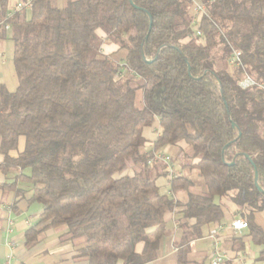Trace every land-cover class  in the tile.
Masks as SVG:
<instances>
[{
    "label": "trees",
    "instance_id": "1",
    "mask_svg": "<svg viewBox=\"0 0 264 264\" xmlns=\"http://www.w3.org/2000/svg\"><path fill=\"white\" fill-rule=\"evenodd\" d=\"M21 1L0 0V41L9 34L18 78L14 92L0 82V173L16 174L4 189L19 197L26 191L18 185L29 184L28 202L44 208L26 246L65 226L80 260L149 264L169 234L166 215L181 206L177 264H206L190 257L189 244L221 224L215 199L227 197L264 263L255 222L264 213V0L207 3L195 26L193 0H34L32 11L14 12ZM104 43L127 51L125 63L104 54ZM232 49L262 87L239 86L245 72L229 66ZM156 119L161 132L147 150L144 130ZM22 137L25 149L12 157ZM181 144L198 159L184 169L206 187L195 194L189 176L171 180L172 194L187 193L182 205L156 183L165 164L148 166ZM128 165L140 170L116 179Z\"/></svg>",
    "mask_w": 264,
    "mask_h": 264
},
{
    "label": "crops",
    "instance_id": "2",
    "mask_svg": "<svg viewBox=\"0 0 264 264\" xmlns=\"http://www.w3.org/2000/svg\"><path fill=\"white\" fill-rule=\"evenodd\" d=\"M99 35L101 38H105L103 31H99ZM104 52L106 55L111 56L115 62L125 63L127 51L120 50L117 45L105 44ZM160 132L159 119H156L152 127L144 130L147 150L153 148V144ZM25 145L26 139L24 137L20 138L18 149L11 152V156L17 157L24 151ZM182 146L184 145L171 147L173 154L175 155V151L181 150ZM189 151L191 150L189 149ZM2 161L3 156L0 155V163ZM191 161L188 159L185 165L194 164L198 159L195 158ZM194 171L190 173L196 175ZM26 173L29 174V171H26ZM15 176L14 172L10 174L0 173V264H5L10 255H13L12 264H89L88 261L77 258L79 243L66 239L68 229L65 226L50 229L41 234L40 242L33 248L26 246V233L39 223L44 208L38 202H28V199L32 197V186L29 184L20 183L18 185L19 189L26 191L25 195L19 197L15 190L3 188L6 186L4 184L12 183ZM158 187L162 193L171 194L181 205L187 202L188 196L186 192L172 194L170 185V188L166 190H163L161 185H158ZM197 187L200 188L199 191L204 192L203 185H193L191 192L198 194ZM215 201L221 206L224 213V219L221 224L225 225V229L221 232L220 248L225 260L222 264H264L259 260L263 247L254 244L249 234V229L236 233L229 227L230 223L239 217L237 205L227 197H217ZM182 211L183 207L180 206L166 215L165 220L169 234L161 241L157 259L149 264H177L176 246L181 243L182 231L180 230V224L183 220ZM11 221L12 225H10ZM255 222L264 231V214L255 213ZM194 223V220H192L189 224L193 225ZM10 228L12 229L11 232H9ZM210 230L204 231L202 239L194 240L189 244L190 257L197 262L205 261L206 264H210L209 258L212 252V243L208 238ZM204 242L208 244L207 247Z\"/></svg>",
    "mask_w": 264,
    "mask_h": 264
},
{
    "label": "rangeland",
    "instance_id": "3",
    "mask_svg": "<svg viewBox=\"0 0 264 264\" xmlns=\"http://www.w3.org/2000/svg\"><path fill=\"white\" fill-rule=\"evenodd\" d=\"M20 0H16V2H18ZM58 2L59 5H64L66 0H56ZM197 2H201L200 0H196ZM194 4V3H193ZM193 19L197 18V14H195V10H194V5L192 7L191 10ZM199 18V17H198ZM105 39V38H104ZM108 44V43H104L102 46V52L105 54L104 52V45ZM214 55L216 57H220L222 55V48H217L214 50ZM13 54H14V46H13V42L8 34L7 38L5 40L0 41V82L2 84H4L9 91L14 92L17 87H18V78H17V74L15 71V67L13 64ZM231 67V66H230ZM184 146H182L181 150L175 151V155L173 154V149L171 148V146H166L163 149L160 150L159 153L164 154V155H169L172 158V165L175 167L176 169V173L175 176L179 177L182 175H186L189 176L190 178H192L194 181L195 185H203L204 186V192L203 191H199L200 188L197 187L196 190L198 191V194H204L206 193V187L204 184V180L199 176V172L198 171H194L196 173V175H192L190 172L185 171L184 172V167L186 166L185 163L188 159L192 160L195 159L192 156V150L191 148L187 145V144H183ZM189 149L191 151H189ZM189 151V152H188ZM191 161V162H192ZM159 163L154 162L153 164L149 165V168L155 170H158V166L155 168V165H158ZM140 170V167L135 168L132 165H128V167L120 173H117L115 175L116 179L125 177V176H133L135 175V173L137 171ZM156 172V171H155ZM154 173V172H153ZM170 181L171 179L169 178L168 173L166 172V177H160L157 179V185H161L163 186V190L169 189V185H170ZM230 200V198H228ZM245 215L249 213V210H247L246 212H244ZM264 214V213H262ZM238 216L241 218H244V215L242 214V212L240 210H238ZM207 230V229H206ZM205 246L207 247L208 244L206 242ZM209 262H210V258H209Z\"/></svg>",
    "mask_w": 264,
    "mask_h": 264
},
{
    "label": "built area",
    "instance_id": "4",
    "mask_svg": "<svg viewBox=\"0 0 264 264\" xmlns=\"http://www.w3.org/2000/svg\"><path fill=\"white\" fill-rule=\"evenodd\" d=\"M33 1L34 0H26V1H21L19 2L15 9L14 12H20V11H32L33 9ZM215 0H206V3H202V2H197L196 0H193L194 3V10H195V14H197V18L194 19V26L197 24L200 16L202 15H206V8H207V3H212ZM9 17L11 16L8 15ZM9 25H6V29L9 30ZM197 37H201L202 33L199 29H195V35ZM242 53L239 50H235L232 49V52L230 53V55L227 57V62L229 64V66L231 67H241L244 69L245 75L244 78L239 82V86L242 89H249L252 88L254 86H259L262 87L261 85H259L258 83H256V81L254 79H252L248 73L245 70V67L242 63ZM154 162H161L163 164H165L166 166V172L169 175V178L171 180L175 179V173H176V169L175 167L172 165V158L169 155H164L161 153H157L154 157V159H151L148 161V164L151 165ZM10 225H12V221L10 222ZM234 232L236 233H240L244 230L249 229V225L246 219L238 217L236 219H234L229 226ZM225 229V225L220 224L219 226L213 228L212 230H210L209 234H208V238L210 239L211 243H212V252L210 255V264H222L225 260V256L221 251L220 248V244H221V232H223ZM12 229H9V232H11ZM13 258V255H10L8 257V260L5 264H12L11 260Z\"/></svg>",
    "mask_w": 264,
    "mask_h": 264
},
{
    "label": "water",
    "instance_id": "5",
    "mask_svg": "<svg viewBox=\"0 0 264 264\" xmlns=\"http://www.w3.org/2000/svg\"><path fill=\"white\" fill-rule=\"evenodd\" d=\"M152 24V23H151ZM190 72V71H189ZM229 146V145H228ZM227 146V147H228ZM227 147L225 149H227ZM246 158H249L247 155L245 156ZM255 183H256V186L258 187V189L260 191H263L262 188L259 186V183H258V173L256 172V178H255Z\"/></svg>",
    "mask_w": 264,
    "mask_h": 264
}]
</instances>
